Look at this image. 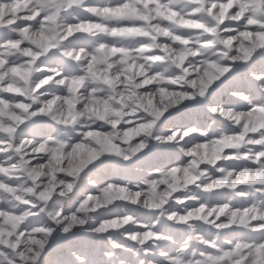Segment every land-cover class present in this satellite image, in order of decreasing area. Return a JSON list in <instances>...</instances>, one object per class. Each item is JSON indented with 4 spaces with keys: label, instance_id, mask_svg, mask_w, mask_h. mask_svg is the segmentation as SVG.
Wrapping results in <instances>:
<instances>
[{
    "label": "clouds",
    "instance_id": "9594fccd",
    "mask_svg": "<svg viewBox=\"0 0 264 264\" xmlns=\"http://www.w3.org/2000/svg\"><path fill=\"white\" fill-rule=\"evenodd\" d=\"M0 264H264V0H0Z\"/></svg>",
    "mask_w": 264,
    "mask_h": 264
}]
</instances>
